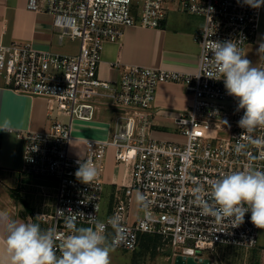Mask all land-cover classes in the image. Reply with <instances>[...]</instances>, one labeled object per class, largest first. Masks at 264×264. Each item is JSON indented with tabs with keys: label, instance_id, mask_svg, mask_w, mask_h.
Instances as JSON below:
<instances>
[{
	"label": "built area",
	"instance_id": "built-area-1",
	"mask_svg": "<svg viewBox=\"0 0 264 264\" xmlns=\"http://www.w3.org/2000/svg\"><path fill=\"white\" fill-rule=\"evenodd\" d=\"M174 2L204 18L196 36L201 49L196 70L124 65L117 81L101 79L104 44L120 41L128 26L160 27ZM27 8L53 15L60 41L69 38L80 43L76 54L38 51L29 43H0V75L5 86L47 99L48 116L56 117L48 131L26 134L23 172L56 182L54 211L40 214L42 221L55 227L59 236L68 233L65 217L71 213L84 215L76 217V227L91 226V216L106 223L119 213L124 218V240L114 241L110 226L106 234L114 248L130 252L138 250L144 234L159 236L174 257H202L219 245L256 248L261 228L251 222L250 212L238 227L203 216L194 203V190H210V181L248 165L264 170V146L239 140L244 132L238 126L243 110L237 111L238 101L227 94L223 80L207 76L211 69L206 55L207 40L237 42L246 54L259 29L264 4L253 8L244 0H28ZM259 67H264V59ZM165 82L184 85L191 97L189 107L171 117L182 142L153 137L157 88ZM103 111L113 116L108 137L83 139L85 155L72 154L73 122L93 121ZM60 115L68 120L58 119ZM252 136L264 138V129H257ZM238 142L248 143L246 155L235 152ZM110 148L115 149L118 165H131V181L117 186L112 210L101 219ZM86 160L98 170L90 184L75 176L78 162ZM135 191L143 193L149 204L147 210L139 207L142 217L130 222Z\"/></svg>",
	"mask_w": 264,
	"mask_h": 264
},
{
	"label": "crops",
	"instance_id": "crops-1",
	"mask_svg": "<svg viewBox=\"0 0 264 264\" xmlns=\"http://www.w3.org/2000/svg\"><path fill=\"white\" fill-rule=\"evenodd\" d=\"M27 3L28 0H0V43L6 45L14 42L29 43L38 51L58 54H76L79 51L78 40L69 38L59 40L54 28L53 15L30 11ZM203 24L202 15L190 14L180 3L174 2L169 4L167 16L160 27L156 29L136 25L126 27L120 41H109L104 44L99 72L101 79L117 81L124 65H142L183 72L195 71L201 52L196 36ZM261 43H264V9L259 29L250 46L260 47ZM190 104L191 97L184 85L172 82L160 84L155 102L158 114L155 117L153 137L165 141H176L172 139L179 138L182 141V136L166 128L174 125L171 117L176 111L187 109ZM105 114L106 111L100 112L93 121L73 122L75 139L71 145V152L75 148L79 156H84L83 139L101 140L108 137L109 121L113 116L106 117ZM2 118L10 119L13 128L11 132L0 131V237L7 234L3 213H7L8 217L16 221L31 219L39 223L42 229H47L49 223L43 222L40 214L53 213L56 186L54 185L50 191L45 184L48 178L32 177L23 172L24 151L26 134L48 131L56 117L48 116L47 99L13 91L5 86L4 78L0 75V119ZM57 118L62 121L68 120L62 115ZM131 172V165L116 163L114 150L110 154L107 153L103 177L104 192H107L108 200L106 214H109L113 207V192L117 186L130 183ZM137 192L135 191L132 196L130 222L139 218L138 214L133 215ZM48 198H51L50 202L47 201ZM137 210L140 211L138 205ZM151 237L158 240L154 250L160 249L163 244L161 238L157 235ZM176 257L168 251L158 256L154 254L147 259L151 260V264H175ZM202 258H209L211 264H247L248 260L254 264H264V228L256 248L243 249L219 245L213 252L205 251Z\"/></svg>",
	"mask_w": 264,
	"mask_h": 264
},
{
	"label": "clouds",
	"instance_id": "clouds-1",
	"mask_svg": "<svg viewBox=\"0 0 264 264\" xmlns=\"http://www.w3.org/2000/svg\"><path fill=\"white\" fill-rule=\"evenodd\" d=\"M244 3L259 8L264 0H244ZM257 51L264 59V43ZM206 55L211 69L207 76L223 80L227 94L238 101L237 111L243 110L238 126L244 132L239 140L264 146V138L252 136L257 129H264V67L253 65L233 41L207 40ZM12 128L10 119H0V131L11 132ZM247 147L248 143L238 142L234 150L246 155ZM78 163L76 178L84 184L92 183L98 176L96 167L89 160ZM209 188L194 190V203L201 215L226 220L232 227H238L244 222L245 214L250 212L251 222L257 228H264V170L248 165L239 171L223 173L210 181ZM135 199L141 210H147L149 202L143 193L138 191ZM58 213L63 215L64 212L58 210ZM77 216L84 215L71 213L65 217L68 233L58 236L55 227L42 229L31 219L16 221L3 213L7 234L0 237V264H110L113 243L109 241L106 229L110 226L115 233L113 240L122 242L126 234L124 218L115 213L104 223L91 216V226L76 227Z\"/></svg>",
	"mask_w": 264,
	"mask_h": 264
},
{
	"label": "rangeland",
	"instance_id": "rangeland-1",
	"mask_svg": "<svg viewBox=\"0 0 264 264\" xmlns=\"http://www.w3.org/2000/svg\"><path fill=\"white\" fill-rule=\"evenodd\" d=\"M250 43L251 41L249 42L247 48H246V58L249 59L253 65H257L259 66V62H260V55L258 54V48L259 46H256V45H253V46H250ZM108 115H111L110 112H107V114H105L104 116H108ZM112 120V118L110 119V121ZM109 121V122H110ZM166 130L172 132V133H178L177 130H176V127H174V125L170 126L169 125V128H166ZM172 140H176L174 142H182L184 139L182 138V141L181 139L179 138H175V139H172ZM114 150V154H115V149L114 148H110L108 150V153H112V151ZM76 149L73 148V153L75 155H78L77 152H75ZM72 153V154H73ZM79 156V155H78ZM23 174V173H22ZM46 186L48 187V190L51 191V189L53 188V186L55 185L56 186V182L54 180H51V179H48L46 182H45ZM107 192L105 191L104 194H103V201H102V213H101V219H106V217L108 216L106 208H107V196H106ZM135 200V204L133 206V215L136 216L137 214L139 215V217H142V211H138L137 210V202H136V199L134 198ZM48 202L51 201V198H48L47 200ZM261 233L263 232V228H261ZM163 248V249H162ZM168 251H170V254L171 253V249L163 244H161L160 246V249H156L154 250L153 248L152 249H143L141 247H139V249L135 252H130V251H125V250H122V249H119V248H114L112 249L111 253H110V264H151V260L147 259V257H152L154 254L155 256L157 255H161V254H164V253H167ZM247 264H254L252 263L251 260H248L246 261Z\"/></svg>",
	"mask_w": 264,
	"mask_h": 264
},
{
	"label": "water",
	"instance_id": "water-1",
	"mask_svg": "<svg viewBox=\"0 0 264 264\" xmlns=\"http://www.w3.org/2000/svg\"><path fill=\"white\" fill-rule=\"evenodd\" d=\"M175 264H211L209 258L194 257L193 255H177Z\"/></svg>",
	"mask_w": 264,
	"mask_h": 264
},
{
	"label": "trees",
	"instance_id": "trees-1",
	"mask_svg": "<svg viewBox=\"0 0 264 264\" xmlns=\"http://www.w3.org/2000/svg\"><path fill=\"white\" fill-rule=\"evenodd\" d=\"M157 241L158 240L153 239L150 234H144L141 237L140 247L147 250L152 248L155 249L157 246Z\"/></svg>",
	"mask_w": 264,
	"mask_h": 264
}]
</instances>
